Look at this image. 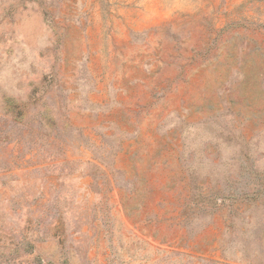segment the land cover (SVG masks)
<instances>
[{
  "label": "rangeland",
  "instance_id": "obj_1",
  "mask_svg": "<svg viewBox=\"0 0 264 264\" xmlns=\"http://www.w3.org/2000/svg\"><path fill=\"white\" fill-rule=\"evenodd\" d=\"M0 264H264V0H0Z\"/></svg>",
  "mask_w": 264,
  "mask_h": 264
}]
</instances>
